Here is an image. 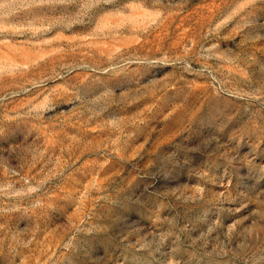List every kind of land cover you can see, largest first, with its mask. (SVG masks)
<instances>
[{"label":"rangeland","instance_id":"1","mask_svg":"<svg viewBox=\"0 0 264 264\" xmlns=\"http://www.w3.org/2000/svg\"><path fill=\"white\" fill-rule=\"evenodd\" d=\"M0 264H264V0H0Z\"/></svg>","mask_w":264,"mask_h":264}]
</instances>
